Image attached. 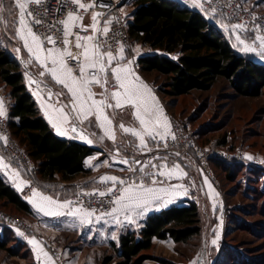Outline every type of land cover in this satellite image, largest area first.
I'll return each instance as SVG.
<instances>
[{
  "label": "trees",
  "instance_id": "1",
  "mask_svg": "<svg viewBox=\"0 0 264 264\" xmlns=\"http://www.w3.org/2000/svg\"><path fill=\"white\" fill-rule=\"evenodd\" d=\"M131 6L135 10L132 20H127L133 44L163 53L138 59L144 73L164 79L160 92L175 98L187 96L210 89L222 78L239 95L262 94L264 65L233 47V39L211 19L217 17L215 14L183 7L174 0H131ZM0 84L12 100L8 113L12 135L38 165V186L56 175L71 180L89 174L84 164L95 148L61 139L54 133L27 86L20 64L4 50H0ZM234 162L212 159L211 164L225 169L229 179H236L239 168ZM0 206L24 216L32 213L29 204L1 174ZM201 223L200 205L194 201L155 213L140 231L127 230L118 244L112 242L113 252L103 257L101 264H140L142 253L151 250L155 240L171 238L185 244L202 233ZM1 229L0 250L12 253L8 248L10 236ZM17 243L22 244L18 238Z\"/></svg>",
  "mask_w": 264,
  "mask_h": 264
},
{
  "label": "snow or ice",
  "instance_id": "2",
  "mask_svg": "<svg viewBox=\"0 0 264 264\" xmlns=\"http://www.w3.org/2000/svg\"><path fill=\"white\" fill-rule=\"evenodd\" d=\"M185 3H190L192 7H198L205 12H215V8H204V4H211V0H184ZM29 4L35 5L33 8H29ZM71 4L74 8H68ZM110 8L109 4H102L100 0H91L90 3L81 2V0H59V7H53L51 0H10L9 3H5L4 0H0V23L5 25H11L13 34L23 41V47L27 49V52L35 57V60L47 68L48 62L51 63V67L47 69V73L50 74L51 79L55 81V84L62 85L63 90L53 92L48 84L42 80H32L30 78V84H37L39 87L43 84L44 89H47V95L50 103L48 108L52 109V113L47 111L45 115L48 116L49 121L53 123V127L61 135H66V131L61 130V125H69V130L72 133H76L80 139L85 140L91 144L92 140L88 139L84 130L81 128L87 121L89 127H99L104 130V135L116 141L117 137L115 130L110 127H106L105 124L111 126L112 119L105 114L106 109L123 110L129 108L132 110V115L135 120L139 121L144 133L150 137L151 140L156 141V148L159 150L160 141L165 139L167 131L160 133L154 131V129L160 127L162 109L157 106H153L150 103L148 93L150 90L147 85L142 81H139L138 76L130 79L132 75V69L127 66H122L121 61L125 60L124 47L120 45L119 56L114 55L109 41L107 39L110 31V26L118 18H110L106 13L95 11V8ZM239 8L240 5L237 4ZM91 11L90 25H83V16L81 13H88ZM55 13L60 15H66L65 19H59L55 16ZM6 14V15H4ZM53 16L51 21H46L44 17ZM13 17V20H9L8 17ZM18 16V19H15ZM26 17L31 18L33 26H42L45 30L39 32L33 31V27L29 26L26 22ZM253 22L257 17L253 15ZM101 20H103V27L100 26ZM80 21V23H78ZM18 25V27H17ZM226 29L227 25L224 26ZM260 25H256L251 31L256 33L260 28ZM233 32L236 30L247 31L245 24L237 23L231 25ZM39 33V34H38ZM91 33V34H82ZM29 39L31 43H29ZM237 44L233 47H239V50L245 53H257L261 58H264V36L254 35L252 43H246L245 39H242L240 35H236ZM256 41H259V51L254 46ZM45 45H51V47H45ZM72 48L77 51L73 52ZM20 51L19 48L16 49ZM71 59L75 67L69 65L67 60ZM115 62V67H113ZM134 60H127V64L134 63ZM25 67L31 63L30 60L24 61ZM102 74V75H101ZM41 77H44L46 73L41 71L39 73ZM109 75L114 79V83L110 85L113 91L109 92ZM93 85H99L103 91L99 93L100 99H96L97 93L92 91ZM55 97V101L52 98ZM65 97L66 99H62ZM114 101V103L110 102ZM43 106V105H42ZM3 101L0 100V116H4ZM115 115V112L113 113ZM90 117H94L96 123L94 124ZM119 129L123 133H130L132 137L139 139V145H136L134 141H131L133 147L143 151L147 148V141L142 131H138L133 126H125L123 122L119 123ZM170 125L164 118V128L167 130ZM94 135V133H93ZM159 137V139H157ZM75 138V137H73ZM104 137H99L103 139ZM6 139V138H5ZM175 139V136H172ZM166 143L164 147H166ZM151 149H149L150 151ZM121 149H116V155L120 154ZM179 156V153H176ZM252 159V157H247ZM163 161L161 163H153L152 161ZM168 157L153 156L144 164H141L140 160L132 158H122L116 160V163H122L128 165V171L136 174L141 173L137 179L129 177V179H122L117 176H103L101 181H112L111 187L106 192H100L99 195L105 196L118 191V195L111 201L116 207L111 209V212H102L101 215H112L120 211L127 213L137 212V210H147L150 203H155L161 200L158 195L160 192H168L166 188H154L145 184V179H149L152 184L164 183V180H157V177H164L166 180H171L175 174L180 170L178 164H172L169 167L166 161ZM136 165H140L139 168ZM0 166L5 170L9 165L4 164L2 158H0ZM156 169L155 172L145 171L146 168ZM186 175V173H182ZM117 185L120 187L117 189ZM171 190L175 191L177 188L183 187L182 185H171ZM186 192V189H185ZM96 193H82V195H95ZM32 195L40 196V193L33 191ZM81 195V194H78ZM42 201L46 202L44 205H37L39 211L43 212L47 216H61L70 215L79 218L80 224H90L91 217L97 211V209H86L82 206H73L72 201H64L62 203L53 200L48 196H41ZM68 209L67 212L64 210ZM140 214V213H137ZM99 219V218H97ZM215 238L211 241L212 245H217V241L220 239V234L215 232ZM21 235H23L21 233ZM114 238V237H113ZM32 244L38 242L33 239L30 241ZM47 255V253H45ZM191 264H197L196 260H193Z\"/></svg>",
  "mask_w": 264,
  "mask_h": 264
},
{
  "label": "crops",
  "instance_id": "3",
  "mask_svg": "<svg viewBox=\"0 0 264 264\" xmlns=\"http://www.w3.org/2000/svg\"><path fill=\"white\" fill-rule=\"evenodd\" d=\"M121 2V7L124 11V8H129L127 17L129 20H132V14L135 10L131 6V0H117ZM178 4L183 7H188L191 9H198V7H192L190 3H185L184 0H174ZM250 1V0H248ZM6 3V0H4ZM264 4V3H263ZM83 16L82 23L87 26L90 25L91 20V10ZM80 23V21H78ZM101 27H103V20H101ZM219 28L223 32H227L226 35L233 39L234 44H237L236 35H240L242 39H245L246 43H252L245 38V36L241 35L240 30H236L235 32L231 29V24H228L227 31H225V27L219 26ZM230 29V31H229ZM259 41H256L254 46L257 47V52L259 51ZM137 46L141 47V50L137 48L135 50L129 52L128 54H124L125 60H122L120 63L122 66H127L132 69V75L129 76L130 79L138 76L140 78L139 81H136L139 84L141 81L147 85V88L150 90L148 95L150 98H154V100L150 99V103L153 106H157L162 109V117H161V125L160 127L154 129L156 132L165 133V131H169L171 128L170 125V111L166 106L164 99L161 96L159 91V83L154 79L155 73L147 74L141 70L139 67L138 59L140 57L149 56L151 54H163L162 52L153 50L149 47L142 46L141 44H137ZM45 47H49L45 45ZM238 46L236 47L239 50ZM26 59L33 62L32 71L29 72V76L25 77L27 86L35 98L41 113L45 120L49 123L54 133L61 139L68 141L80 142L85 145H88L91 148H95L94 153L89 156L85 160L84 167L86 170H89V174H80L71 180H63L60 175H56L53 180H43L42 184L44 186H39L36 192L40 193V196H29L25 201L29 204L31 215L27 216L33 219L34 224L33 228L30 231L24 230H16V236L19 241L26 247V250L29 253V259L31 264H56L54 258L49 252L48 243L54 241L57 245L64 250L65 253L69 256L68 264H92V262L96 261L99 258L97 255V251L101 252L102 249L109 251L112 249L111 243L114 242L118 244L120 236L125 233L127 230H136L140 231L141 228L145 225L147 219L155 215V213H159L163 210H167L170 207L178 206L182 207L184 205H188L189 202L194 201L200 205L201 213H207V218H213V232L212 236L215 235L217 230L222 229L223 217L220 213V199L214 196H211V184L206 181L204 177H198L197 182L194 181L193 171L189 170L191 166H188L187 160H180L177 162H171L167 160L169 167L172 164H178L181 171H178L173 179L166 180L164 177H157V180H164V183H156L152 184L149 179H145V184L149 187L154 188H166L169 189L168 192H160L158 195L161 197V200L150 203L147 207V210L141 211L137 210V212L127 213L124 211L117 212L115 214L109 216H92L90 224H80L79 218L70 216V215H61V216H47L43 212L39 211L37 205H44L46 202L41 200V196L51 197L53 200L57 202L67 201L68 197L75 192L80 185L84 187H88L91 190H99L106 192L109 187L112 185V181H101V177L103 176H117L122 179H127L131 176L130 171H128V165L122 163H116V160L122 158H135L141 161V164H144L153 156H164L166 153H159L154 149L152 141L147 133H144L141 126L139 125V121L135 120L132 115V110L129 108H125L121 110H113L106 109L105 114L108 115L113 123L111 126L105 124L106 127L113 128L116 134V141L113 142L107 136L104 135V130L99 127H89L87 121H85L84 125L81 128L84 130L85 134L88 136V139L92 140V143L89 144L85 140H82L77 136L76 133H72L67 124L61 125V130L66 131V135L61 136L56 128L53 127V123L49 121L48 116L45 115L47 111L49 114L52 113V109L48 108V104L50 103L47 95V89H44L43 84L39 87L37 84H30V78L32 80H42L48 84V87L51 88L53 92H58L63 90L65 93L66 89H63L62 85L55 84V81L51 79L50 74L47 73V69L52 65L50 62L47 64V68L43 67L40 62L35 60V57L31 56L27 51ZM245 53V52H243ZM251 55L253 59L259 63L264 65V58H261L257 53H246ZM127 60H134L135 62L128 65ZM50 64V65H49ZM113 67H115V62H113ZM44 71L46 75L41 77L39 73ZM109 80L114 81L109 75ZM114 90V89H113ZM112 90V91H113ZM92 91L97 93L96 99H100L99 93L103 91V89L99 85H93ZM111 92V91H109ZM62 99H66L62 97ZM0 100L3 101L4 111L6 117H8L9 107L12 102L11 98L7 96V94L0 88ZM55 101V97L52 98L51 102ZM114 103V101H110ZM43 105V106H42ZM115 112V115L113 113ZM166 117L168 124L170 127L165 130L164 128V118ZM90 119L95 124V118L90 117ZM123 122L125 126H133L138 131H142V134L145 135V139L147 141V148L143 151H140L138 148L133 147L131 141H134L136 145H139V139L136 137H132L130 133H123L121 129H119V123ZM94 133V135H93ZM104 137L103 139H99V137ZM75 137V138H73ZM0 139V158H2L4 164H8L9 167L5 170L2 166H0V174L7 180L19 193L24 188L25 182V174L23 170L11 163L5 154L2 151ZM120 148V154L116 155V149ZM149 149H151L149 151ZM172 158V160L176 159L177 155L168 154ZM153 163H161L163 161H152ZM138 168L140 165H136ZM187 168V169H186ZM145 171L155 172L156 169L146 168ZM182 173H186V175H182ZM143 174L138 173L136 177L133 179H137L139 176ZM174 179H181L180 185L182 192L175 193V191L171 190V185L174 184ZM53 186V187H52ZM186 189V192H185ZM116 207V206H115ZM65 211V210H64ZM140 213V214H137ZM217 213H220L218 215ZM99 218V219H97ZM208 219V220H209ZM21 233L23 235H21ZM74 237V239H72ZM114 237V238H113ZM35 239L38 243L32 244L31 240ZM213 240V239H212ZM158 244H175L173 239L167 240H155ZM154 242V243H155ZM47 253V255H45ZM98 261V260H97ZM94 264V263H93ZM96 264V263H95Z\"/></svg>",
  "mask_w": 264,
  "mask_h": 264
},
{
  "label": "rangeland",
  "instance_id": "4",
  "mask_svg": "<svg viewBox=\"0 0 264 264\" xmlns=\"http://www.w3.org/2000/svg\"><path fill=\"white\" fill-rule=\"evenodd\" d=\"M9 2L10 0H6V4ZM244 4L264 16L263 0H244ZM128 11L129 8L125 7L123 12L126 14ZM8 19L11 21L13 17L9 16ZM15 19H18V16ZM211 19L216 21L218 26L231 24L225 18ZM26 22L31 26L27 17ZM241 35L246 38L243 33ZM17 48L20 49L19 52L16 51ZM136 48L141 50L140 46L133 44V50ZM0 50L9 52L20 64L25 77L29 76L34 64L29 63L25 67L24 61H28L25 58L27 49L23 47V41L14 36L11 25L0 23ZM19 57L23 60H19ZM154 79L158 81L159 86L165 83L163 78L156 75ZM0 88L6 92L3 85L0 84ZM160 93L170 111V118H175L192 131L196 143L211 151H239L244 157L241 161L234 162L239 168L235 174L236 179H229L225 169L210 162L216 183L193 158L189 157L186 161L187 165L191 166L189 170L194 172V181L197 182L199 176L204 177L211 184V196L215 195L220 199L223 224L222 229L217 230L220 234L217 245L211 243L215 238V235L212 236L213 218H207L204 210L201 223L203 230L199 236L185 244L175 243L169 246L155 242L151 250L142 253L144 257L140 264H191L193 260H196L197 264H264V90L255 97L239 95L229 81L220 78L210 89L196 90L187 96L175 98L165 95L162 91ZM181 181L174 179V184L180 185ZM181 192V188L175 190V193ZM0 210L13 213L12 215L20 217L30 229L33 228L34 221L30 217L11 208L0 206ZM0 227L1 231H6L10 236L8 248L12 251L10 253L0 250V264H31L26 247L17 243L18 228L1 226V223ZM50 243L56 251L66 257L65 264H68V254L56 242ZM112 252V249L97 251L98 261L92 264H101L102 258ZM54 260L57 264V260Z\"/></svg>",
  "mask_w": 264,
  "mask_h": 264
},
{
  "label": "built area",
  "instance_id": "5",
  "mask_svg": "<svg viewBox=\"0 0 264 264\" xmlns=\"http://www.w3.org/2000/svg\"><path fill=\"white\" fill-rule=\"evenodd\" d=\"M84 3H90L91 0H81ZM204 0H201L203 3ZM53 7H59V0H51ZM102 4L111 5L110 8H95V11H99L102 13H106L110 18H118V20L114 19V22L110 26V31L108 33L107 39L109 41V45L114 55L119 56V47L123 45L124 54H128L132 51L133 41L129 35V23L127 20V15L123 12L121 7V2L117 0H100ZM237 4L240 7H237ZM35 5L29 4V8H33ZM75 6L69 4L68 8H74ZM204 8H215V12H205L201 8V11L204 14L213 13L217 17L225 18L227 21L233 24L243 23L246 26L247 31H241L248 40H252L254 35L264 36V16L257 14L256 12L249 9L245 4L244 0H211V4H204ZM90 11V10H89ZM92 11V10H91ZM86 13H81V15H85ZM253 15L257 17L256 21L253 22ZM59 19H65L66 15H60L59 13H55ZM30 25L33 27V31H37L39 28V32H43L45 29L42 26H33L31 22V18H28ZM46 21H51L53 16L49 15L44 17ZM260 25L261 27L257 30L256 33H253L251 30L256 26ZM225 31L227 29L225 28ZM227 33V32H226ZM225 33V34H226ZM39 34V33H38ZM82 34H91V33H82ZM51 47V45H47ZM72 51H77L75 48H72ZM19 60H23V58L19 57ZM31 63H33L31 61ZM67 63L73 67L75 65L71 61V59L67 60ZM50 65V64H49ZM102 75V74H101ZM115 81L109 80V91L113 89L110 87L112 83ZM171 128L167 132L165 139L160 141V148L157 150L156 141H152L154 149L159 153L175 154L179 153V156L176 159L172 160L171 157H168V160L171 162H177L180 160H187L189 157L193 158L197 163H199L201 169L208 172L211 179L216 183L214 176L212 175L210 169V162L212 159H219L223 161H241L244 157L243 153L239 151L233 153H225L220 149H206L203 148L199 143H196L193 138V132L190 131L185 125L179 123L175 118H170ZM69 128V125H68ZM175 136V139H172V136ZM6 138V139H5ZM0 139L2 142L3 153L7 157V159L20 167L25 174V186L20 191V196L25 200L29 196L32 195L33 191L38 189L36 176L38 173V165L37 163L28 156L24 148L17 142V140L13 137L12 132L9 128V119L6 116H0ZM159 139V137L157 138ZM166 143V147H164ZM132 159V158H131ZM137 167V166H136ZM138 168V167H137ZM138 173H131L132 178L136 177ZM129 179V178H127ZM120 186L117 185V189ZM100 190H88L86 187L80 185V187L72 193V195L68 198L67 201H72L73 206H80V202H82V206L86 209H97V211L93 214V216H102V212H111V209L115 207L112 200L116 198L119 194L118 191L109 195L101 196L99 195ZM82 193H96L95 195H82ZM81 194V195H78ZM68 209H65L67 212ZM109 216V215H103ZM0 223L1 225H6L11 228H18L24 231H30L31 229L25 224L20 217L14 216L12 214L6 213L0 210ZM48 249L50 250L53 257L57 260V264H65L67 259L60 252L56 251L51 243H48Z\"/></svg>",
  "mask_w": 264,
  "mask_h": 264
}]
</instances>
